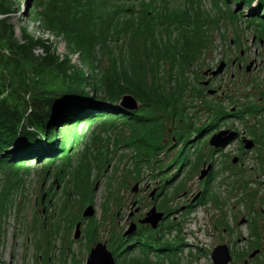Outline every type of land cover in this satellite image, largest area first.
Masks as SVG:
<instances>
[{
  "label": "rangeland",
  "instance_id": "1",
  "mask_svg": "<svg viewBox=\"0 0 264 264\" xmlns=\"http://www.w3.org/2000/svg\"><path fill=\"white\" fill-rule=\"evenodd\" d=\"M13 1L14 10L7 18L18 41L22 42V32L26 30L46 38L60 57L67 55L74 65H82L78 53L71 52L62 38L55 37L41 27L38 19H34L41 17V13L37 15L34 12L32 0ZM139 3L141 1H125V4L133 5L126 12L133 13L139 8ZM168 3L179 11L184 6V0H168ZM200 4L201 20L204 21V15L209 12L219 17V23L207 31L209 46L187 69L193 84L186 89V96L193 85L197 95L194 98L187 96L184 118L189 121L188 115L196 123L207 118V107L213 97L224 99V106L241 105L240 102L260 100L259 92L264 89V40L256 39L254 27H247L244 23L245 16L231 19L218 11L211 0H200ZM220 6L226 10L224 4ZM142 19L141 9L139 22ZM128 43L126 35L115 39L111 33L106 43L108 47L100 45L96 49L97 68L108 67L110 50L116 55H124ZM35 53L43 55L42 46H37ZM220 62L225 63L224 68L211 76V71ZM248 65L249 69H246ZM199 83L206 95L201 92ZM229 94L231 99L226 98ZM259 119L257 134L251 135L244 123L248 125ZM260 125H264L262 114L258 119L249 117L243 123L232 119L222 123L219 129L238 130L241 136L253 140L252 148L241 149L239 136L222 151L212 154L204 166L196 164L188 172L183 170L171 182L178 184L183 180L182 188L176 193H173L171 183L165 187L161 184L164 173H157L161 165L162 168L168 165L176 148L177 137L170 123L160 133L152 129L142 132L141 127L134 130L121 124L112 127L103 121L79 124L78 136L72 140L70 150L68 147L66 156H61L50 169L44 168L43 159L32 160L25 166L22 162H17V166L6 163L0 167V211H4L0 214V264H73L74 259L76 264H85L95 242L105 241L111 250L112 236L130 234H125L130 224L136 223L137 228L138 220L152 207L163 212V217L165 209L170 211L169 217L178 230L167 233L165 237L174 238L178 234L182 239L179 264H212L211 251L222 243L228 246L232 257L227 264H264V143H260L264 127ZM134 131L132 145L129 138ZM141 140L151 145L160 141L161 147L154 151L153 159L158 161L153 162L152 159L151 163H141L138 168L135 161L141 157L139 152H153L152 147H144ZM165 148H169L167 152ZM189 151L187 154L193 158L195 150L189 148ZM207 165L210 167L199 179L201 170ZM171 170L174 171L175 166H170L166 173ZM209 172L211 180L206 185V199L198 201ZM162 186V192L156 196L155 191ZM67 192L66 218H60L58 224L59 206ZM162 200L165 208L159 209ZM49 201L52 206L45 212ZM88 206H91L92 214L83 217L82 213ZM89 219L96 221L98 227L90 224V233L86 234L84 230ZM253 221L256 236L250 229ZM77 224L79 235L74 238ZM48 231H51V236ZM112 231L114 233L111 234ZM46 236L51 238L50 246L46 244ZM255 248L258 252L250 258L249 254ZM237 253L242 256L238 257Z\"/></svg>",
  "mask_w": 264,
  "mask_h": 264
},
{
  "label": "trees",
  "instance_id": "2",
  "mask_svg": "<svg viewBox=\"0 0 264 264\" xmlns=\"http://www.w3.org/2000/svg\"><path fill=\"white\" fill-rule=\"evenodd\" d=\"M125 1L141 3L133 13H127L128 7L133 5L125 4ZM149 1L32 0L34 12L41 13V17L34 19H38L41 27L55 37L62 38L71 52L78 53L82 65L76 66L67 55L60 57L46 38L24 30L22 42L18 41L7 18L14 10V1L0 0V167L6 163L17 166V162L25 166L32 160L43 159L44 168L50 169L61 156H66L68 147L70 150L72 140L78 136L79 124L103 121L112 127L121 124L134 130L141 127L142 132L152 129L160 133L170 123L177 137L176 148L168 165L157 169L158 174L164 173L161 184L165 187L183 170L188 172L196 164L204 166L212 154L222 151L209 144L211 135L222 127V123L230 119L243 123L249 117L258 119L261 114L264 116L262 88L260 100L240 102L241 105L224 106V99L213 97L207 107V118L196 123L187 115L190 119L187 121L184 118L187 96L194 98L197 95L193 85L186 96V89L193 84L187 69L209 46L207 31L218 25L219 17L208 12L202 21L200 0H184L181 11L171 7L168 0ZM211 2L231 19L245 16L244 23L247 27H254L256 39L264 40V0ZM146 4L149 6L144 7ZM220 4H224L226 10H222ZM141 9L143 19L139 22ZM111 33L115 39L122 35L128 37L125 54L116 55L110 50L108 67L97 68L96 49L100 45L108 47L106 43ZM37 46H42L43 55L35 53ZM199 86L206 95L201 83ZM124 93L131 94L138 101L137 108L128 109L120 104ZM226 98L232 96L229 94ZM259 121L244 123L251 135L257 134ZM134 134L135 131L130 133L129 138L132 145ZM141 141L144 147H152L153 152H139L141 157L135 161L138 168L141 163H151L155 158L154 151L161 147L160 141L157 142L159 146ZM260 143H264L263 135ZM189 148L195 150L193 158H190ZM202 148L206 150H200ZM167 150L165 148V152ZM172 165L175 170L166 173ZM210 180L209 172L198 201L206 199V185ZM182 182L171 183L173 193L182 188ZM163 186L155 191L156 196L162 192ZM64 198L59 206L58 224L60 218H66L68 192ZM45 206L47 212L52 203L49 201ZM158 208H165L164 200ZM167 210L156 228L137 223V228L127 236H112L109 247L116 264H179L183 242L178 234L174 238L165 237L178 230ZM90 224L98 227L96 221L89 219L84 230L86 234L90 233ZM252 224L250 229L256 236L253 232L255 222ZM46 239L50 246L51 238L46 236ZM236 255L242 256L240 253ZM73 264H76L75 259Z\"/></svg>",
  "mask_w": 264,
  "mask_h": 264
},
{
  "label": "water",
  "instance_id": "3",
  "mask_svg": "<svg viewBox=\"0 0 264 264\" xmlns=\"http://www.w3.org/2000/svg\"><path fill=\"white\" fill-rule=\"evenodd\" d=\"M225 63L220 62L218 67L211 71V76L219 74L224 68ZM249 69V65L246 67ZM207 82H205L206 84ZM120 104L128 109H135L138 106V101L132 96L125 94L122 96V100ZM238 137V132L232 129H219L215 133H213L209 139V144L213 146L215 149L220 150L225 148L231 142H233ZM243 148L250 149L252 148L254 142L253 140L247 137L240 138ZM210 165H207L206 168L202 169L199 174V179H202L207 172ZM92 214L91 206H88L84 209L82 216H89ZM163 218V212L156 211L155 207L150 208L146 215L139 219L138 222L141 224H149L152 228H156L158 226L159 221ZM78 225L76 226V232L74 234V238L79 235ZM136 228V223H131L127 228L125 234L134 231ZM258 250L253 251L250 256L254 255ZM212 264H227L231 261V253L226 244H218L213 247L211 254ZM85 264H116L112 251L108 249L105 241H97L91 246L88 255L85 260Z\"/></svg>",
  "mask_w": 264,
  "mask_h": 264
},
{
  "label": "flooded vegetation",
  "instance_id": "4",
  "mask_svg": "<svg viewBox=\"0 0 264 264\" xmlns=\"http://www.w3.org/2000/svg\"><path fill=\"white\" fill-rule=\"evenodd\" d=\"M230 129H231V128H230ZM239 136H240V138H241V134H239ZM240 142H241V140H240ZM255 249L257 250V248H255ZM253 250H254V249H253ZM257 252H258V251H257ZM257 252H256V253H257ZM256 253H255V254H256ZM255 254H254V255H255ZM254 255L249 256V257L252 258Z\"/></svg>",
  "mask_w": 264,
  "mask_h": 264
},
{
  "label": "clouds",
  "instance_id": "5",
  "mask_svg": "<svg viewBox=\"0 0 264 264\" xmlns=\"http://www.w3.org/2000/svg\"><path fill=\"white\" fill-rule=\"evenodd\" d=\"M139 223V222H138ZM141 224V223H140ZM147 225H149V224H147Z\"/></svg>",
  "mask_w": 264,
  "mask_h": 264
}]
</instances>
